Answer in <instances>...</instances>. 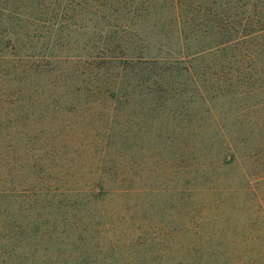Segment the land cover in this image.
<instances>
[{
  "label": "rangeland",
  "instance_id": "1",
  "mask_svg": "<svg viewBox=\"0 0 264 264\" xmlns=\"http://www.w3.org/2000/svg\"><path fill=\"white\" fill-rule=\"evenodd\" d=\"M219 19L264 0H0V264H264V30Z\"/></svg>",
  "mask_w": 264,
  "mask_h": 264
},
{
  "label": "trees",
  "instance_id": "2",
  "mask_svg": "<svg viewBox=\"0 0 264 264\" xmlns=\"http://www.w3.org/2000/svg\"><path fill=\"white\" fill-rule=\"evenodd\" d=\"M255 6H251V10L253 11ZM203 9H205L204 7H202ZM194 10L197 12V9L194 8ZM245 10V9H244ZM244 12V11H243ZM208 12L206 11V14ZM213 22H215L216 26L218 27L220 25L221 27H227L230 28V37H228V41L230 42H235L236 40H238L239 38L248 36V35H252L254 33H256V31L259 30H264V25H262V22L264 21H255L252 25L249 24L250 21L249 20H244L243 23L238 20H231L229 22L225 21V20H213Z\"/></svg>",
  "mask_w": 264,
  "mask_h": 264
}]
</instances>
